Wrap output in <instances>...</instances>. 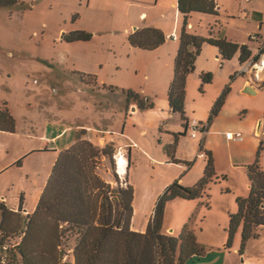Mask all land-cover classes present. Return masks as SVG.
I'll return each mask as SVG.
<instances>
[{"label": "rangeland", "instance_id": "1", "mask_svg": "<svg viewBox=\"0 0 264 264\" xmlns=\"http://www.w3.org/2000/svg\"><path fill=\"white\" fill-rule=\"evenodd\" d=\"M177 1L14 0L0 7V107L15 121L13 133L0 131V201L5 206L21 203L25 214L35 210L59 155L43 151L48 123L96 130L95 145L113 144L112 159L102 158L95 171L113 188L125 189L127 180L134 192L132 228L141 233L169 187L191 188L202 178L210 147L213 182L200 198L165 203L163 233L178 238L189 226L206 252L210 247L226 251L229 214L237 210L236 199L248 195L246 167L258 162L264 171V90L243 93L246 80L236 74L238 57L223 62L217 48L203 44L186 78L184 113L188 122L202 127L211 119L205 141L200 132L191 138L171 111L168 90L183 31L221 36L256 50L264 41V0H215L217 14L192 12L186 21ZM148 27L160 30L164 43L154 50L132 47L134 29ZM79 32L90 40L73 41ZM207 73L210 83L203 81ZM226 89L218 115L211 116ZM128 91L141 101L127 102ZM226 132L242 134V142L224 140ZM118 147L127 164L121 175ZM241 230L240 225L225 253H235L243 264L237 254ZM258 234L245 249L251 248L254 264H264V229Z\"/></svg>", "mask_w": 264, "mask_h": 264}, {"label": "trees", "instance_id": "2", "mask_svg": "<svg viewBox=\"0 0 264 264\" xmlns=\"http://www.w3.org/2000/svg\"><path fill=\"white\" fill-rule=\"evenodd\" d=\"M14 0H0V7ZM178 11L185 21L192 12L217 14L215 0H178ZM88 41L90 35L79 32L73 41ZM130 45L143 50L161 46L165 37L160 30L148 27L136 29L129 37ZM203 44L217 48L221 61L238 55L239 63L253 55V47L238 45L221 36L201 38L184 33L174 63V77L168 90V104L180 116L186 130L184 113L185 84L194 71V63ZM203 81L210 83L211 75ZM228 89L216 101L211 116L215 117ZM141 101L138 95L127 92V102ZM264 118V111H263ZM211 119H209L208 124ZM15 121L6 108L0 107V131L13 133ZM113 144L95 145L79 140L59 152L35 210L25 214L21 207L14 212L0 201V260L3 264H187L201 257L205 249L197 243L194 231L185 226L178 238L163 233L165 203L173 198H200L215 173L212 152H206L207 163L202 178L191 188L173 184L157 200L146 230L132 228L133 189L102 180L96 174L101 159L111 160ZM248 195L236 199L237 210L229 214L230 235L226 248L241 225V247L258 237L264 229V171L255 162L246 167ZM116 182L117 176L114 174ZM21 210V212L19 211Z\"/></svg>", "mask_w": 264, "mask_h": 264}, {"label": "crops", "instance_id": "3", "mask_svg": "<svg viewBox=\"0 0 264 264\" xmlns=\"http://www.w3.org/2000/svg\"><path fill=\"white\" fill-rule=\"evenodd\" d=\"M255 53H256V50L253 48V55H255ZM237 57H238V55H236V58ZM243 88H244V86H243ZM187 122H188V119H187ZM260 126H261V122L259 121L258 127L256 129V134H259V135L261 134V127ZM43 129H44L43 130L44 133H43L42 138H44V140L47 142L46 148L43 149V151H45V152H49V151H53V150L61 152L79 140H86V141H89V142L95 144L96 139H95L94 135L100 134L98 131L91 130L89 128L81 127V129H78V127H68V126L65 127L59 123H48L45 126V128H43ZM208 130H209V124H208V126H206V133H205L202 141L206 140V138L208 136V133H207ZM226 133H228V132H226ZM224 140H226L225 137H224ZM226 141H228V140H226ZM228 142H232V141H228ZM103 144H105V143L101 142V145H103ZM98 145H100V144H98ZM207 151L211 152L210 147L207 149ZM122 159L125 160L124 158L119 159V167H116V171H117L118 175H121L125 171V169H122V171H120V169L122 168L120 160H122ZM128 165H129V161H128ZM19 207H21V203L19 204ZM18 208L13 207L10 209L16 210ZM136 232H138V231L136 230ZM207 248H209V247H207ZM226 251H228L227 248H226ZM225 252L221 251L220 249L215 250L214 247H210L209 251H207V252L205 251V254L203 256L193 257L188 261L187 264H240L237 261L235 253H232V256H227V254ZM237 254L241 257L243 264H254L253 259H252L253 257L251 255V248L250 247L248 248V250L244 249L242 254H239V250H238ZM257 264H263V262H261V260H260V262H257Z\"/></svg>", "mask_w": 264, "mask_h": 264}, {"label": "built area", "instance_id": "4", "mask_svg": "<svg viewBox=\"0 0 264 264\" xmlns=\"http://www.w3.org/2000/svg\"><path fill=\"white\" fill-rule=\"evenodd\" d=\"M254 42H257V38L252 37L251 39ZM240 70L237 72L238 76L243 77L246 80L247 84L252 85L255 91L264 87V41L259 43L258 48L256 49L255 55H252L251 58L240 63ZM186 131H190V137L196 138V132H200L204 137L206 133V127H202L197 122H187ZM225 138L228 141L232 142H241L243 136L240 133H231L228 132L225 134ZM201 157H204V154L200 153ZM116 167H119V159L124 158L125 156L122 153L120 148L117 149V154L115 156ZM126 161V159H125ZM126 166V165H125ZM17 212L16 210H13Z\"/></svg>", "mask_w": 264, "mask_h": 264}, {"label": "water", "instance_id": "5", "mask_svg": "<svg viewBox=\"0 0 264 264\" xmlns=\"http://www.w3.org/2000/svg\"><path fill=\"white\" fill-rule=\"evenodd\" d=\"M136 30V28L134 29V31ZM264 90V87L262 88ZM243 93H245L246 95H249V96H254L256 95V91L254 90V88L252 87V85L250 84H245L244 85V88H243Z\"/></svg>", "mask_w": 264, "mask_h": 264}, {"label": "bare ground", "instance_id": "6", "mask_svg": "<svg viewBox=\"0 0 264 264\" xmlns=\"http://www.w3.org/2000/svg\"><path fill=\"white\" fill-rule=\"evenodd\" d=\"M120 161H121L120 163H121V167H122V168L121 167L120 168H121V171H122V169H125V165H127V164H126V161L123 160V159L120 160Z\"/></svg>", "mask_w": 264, "mask_h": 264}]
</instances>
